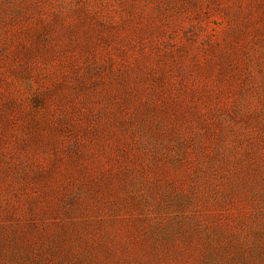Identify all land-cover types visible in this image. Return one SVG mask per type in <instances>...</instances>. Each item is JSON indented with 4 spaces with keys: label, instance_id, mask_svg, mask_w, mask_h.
<instances>
[{
    "label": "rangeland",
    "instance_id": "1",
    "mask_svg": "<svg viewBox=\"0 0 264 264\" xmlns=\"http://www.w3.org/2000/svg\"><path fill=\"white\" fill-rule=\"evenodd\" d=\"M0 264H264V0H0Z\"/></svg>",
    "mask_w": 264,
    "mask_h": 264
}]
</instances>
